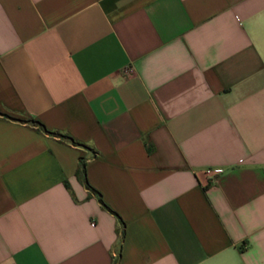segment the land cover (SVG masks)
<instances>
[{"label":"crops","instance_id":"obj_1","mask_svg":"<svg viewBox=\"0 0 264 264\" xmlns=\"http://www.w3.org/2000/svg\"><path fill=\"white\" fill-rule=\"evenodd\" d=\"M0 264H264V0H0Z\"/></svg>","mask_w":264,"mask_h":264},{"label":"trees","instance_id":"obj_2","mask_svg":"<svg viewBox=\"0 0 264 264\" xmlns=\"http://www.w3.org/2000/svg\"><path fill=\"white\" fill-rule=\"evenodd\" d=\"M5 116V115H4ZM6 118H10L14 121H20V122H25V123H29V124H32L33 127H35L36 129L38 130H42L44 132H46V130L44 129V126L37 120H34L32 118H29L27 119L26 121H23V120H18V119H15V118H11L9 116H5ZM56 136H60L61 138L65 139V140H69L71 141L74 145L76 146H80L79 143L75 142L73 139L69 138V137H66V136H62V135H56ZM86 148V147H85ZM88 149V148H87ZM90 150V149H88ZM85 172H86V159L85 157H80V160H79V165H78V169H77V177L83 182H85L86 186L88 187V189L90 190V186L87 184L86 182V179H85ZM92 190V189H91Z\"/></svg>","mask_w":264,"mask_h":264},{"label":"built area","instance_id":"obj_3","mask_svg":"<svg viewBox=\"0 0 264 264\" xmlns=\"http://www.w3.org/2000/svg\"><path fill=\"white\" fill-rule=\"evenodd\" d=\"M216 171L215 170H209L208 171V175H210L212 178H211V180L212 181H214L215 179H216ZM114 258H117L118 257V255H117V253H114Z\"/></svg>","mask_w":264,"mask_h":264},{"label":"rangeland","instance_id":"obj_4","mask_svg":"<svg viewBox=\"0 0 264 264\" xmlns=\"http://www.w3.org/2000/svg\"><path fill=\"white\" fill-rule=\"evenodd\" d=\"M84 155H85V153H84Z\"/></svg>","mask_w":264,"mask_h":264}]
</instances>
